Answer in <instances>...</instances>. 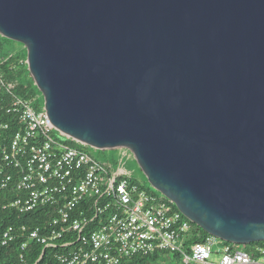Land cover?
<instances>
[{
	"label": "water",
	"instance_id": "obj_1",
	"mask_svg": "<svg viewBox=\"0 0 264 264\" xmlns=\"http://www.w3.org/2000/svg\"><path fill=\"white\" fill-rule=\"evenodd\" d=\"M53 128L132 156L205 233L264 243V0H0Z\"/></svg>",
	"mask_w": 264,
	"mask_h": 264
},
{
	"label": "built area",
	"instance_id": "obj_2",
	"mask_svg": "<svg viewBox=\"0 0 264 264\" xmlns=\"http://www.w3.org/2000/svg\"><path fill=\"white\" fill-rule=\"evenodd\" d=\"M15 58L16 65L1 70ZM20 71L31 78L27 56L0 63V195H13L5 210L28 215L48 209L54 215L43 227H10L0 250L21 241L23 264L31 246L43 247L35 264L46 252L47 264H140L147 258H155L149 264H264V247L249 252L205 235L162 194L53 128L45 103L22 97L18 80L9 78Z\"/></svg>",
	"mask_w": 264,
	"mask_h": 264
},
{
	"label": "trees",
	"instance_id": "obj_3",
	"mask_svg": "<svg viewBox=\"0 0 264 264\" xmlns=\"http://www.w3.org/2000/svg\"><path fill=\"white\" fill-rule=\"evenodd\" d=\"M9 41V40H8ZM11 42V41H10ZM18 59H12L10 62L6 63L2 71H8L10 66L16 65ZM12 80H18V93L28 99V100H36V86L33 82V80L29 76H25L23 71L15 72L12 75L9 76ZM70 146L78 147V148H84L82 145H78L75 142H69ZM13 195L3 193L0 195V238L4 234L5 231H7L10 227H23L26 226L29 229H35L37 227H43L47 221L51 217H53V212L45 209L37 212H33L28 215H21L15 210H5L4 207L7 205L8 200H12ZM207 235L206 233H204ZM199 240H196L198 242ZM21 241L17 242V244H12L7 249L0 250V264H23L20 261V257L18 254V245ZM262 246L264 247V243H257L245 246V249L249 252H251L254 248ZM43 251V247L41 246H31L27 253L26 263L28 264H35L38 259L40 258ZM152 260L155 261V258L152 259H144L141 260L140 264H149ZM50 260L48 259V252H46L45 258L40 264H47ZM51 263V262H49ZM138 263V260L137 262Z\"/></svg>",
	"mask_w": 264,
	"mask_h": 264
},
{
	"label": "rangeland",
	"instance_id": "obj_4",
	"mask_svg": "<svg viewBox=\"0 0 264 264\" xmlns=\"http://www.w3.org/2000/svg\"><path fill=\"white\" fill-rule=\"evenodd\" d=\"M10 55L27 56V51L23 46L14 42H10L0 35V63ZM35 92L37 98L36 100H38V102H40L41 104L44 103V99L37 87ZM85 149L89 151L91 155L100 162L111 161V163L116 164L117 168H121V170L125 171L129 178L138 183L144 189L153 193L160 194L150 185L147 178L140 172L137 163L132 156L128 154L124 156V153L121 152L100 151L88 146H86ZM240 248L242 250H246L245 246L243 245H240ZM218 260L219 258L217 256L213 257L212 259L213 262H217Z\"/></svg>",
	"mask_w": 264,
	"mask_h": 264
}]
</instances>
